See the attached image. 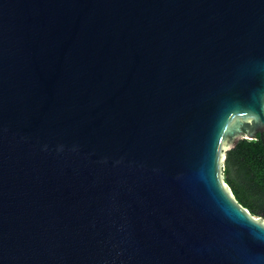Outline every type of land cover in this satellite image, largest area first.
I'll use <instances>...</instances> for the list:
<instances>
[{
	"label": "water",
	"instance_id": "obj_1",
	"mask_svg": "<svg viewBox=\"0 0 264 264\" xmlns=\"http://www.w3.org/2000/svg\"><path fill=\"white\" fill-rule=\"evenodd\" d=\"M257 133L264 0H0V264H264Z\"/></svg>",
	"mask_w": 264,
	"mask_h": 264
},
{
	"label": "trees",
	"instance_id": "obj_2",
	"mask_svg": "<svg viewBox=\"0 0 264 264\" xmlns=\"http://www.w3.org/2000/svg\"><path fill=\"white\" fill-rule=\"evenodd\" d=\"M222 152L223 180L239 203L264 218V144L260 134L252 139L242 137Z\"/></svg>",
	"mask_w": 264,
	"mask_h": 264
},
{
	"label": "rangeland",
	"instance_id": "obj_3",
	"mask_svg": "<svg viewBox=\"0 0 264 264\" xmlns=\"http://www.w3.org/2000/svg\"><path fill=\"white\" fill-rule=\"evenodd\" d=\"M222 177H223V175H222ZM224 181V180H223ZM224 183L226 184V182L224 181ZM258 216H260V215H258Z\"/></svg>",
	"mask_w": 264,
	"mask_h": 264
},
{
	"label": "flooded vegetation",
	"instance_id": "obj_4",
	"mask_svg": "<svg viewBox=\"0 0 264 264\" xmlns=\"http://www.w3.org/2000/svg\"><path fill=\"white\" fill-rule=\"evenodd\" d=\"M258 134V133H257Z\"/></svg>",
	"mask_w": 264,
	"mask_h": 264
}]
</instances>
